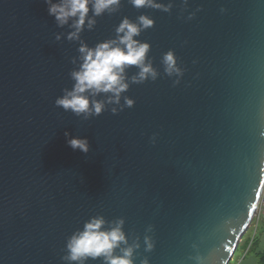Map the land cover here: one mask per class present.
Instances as JSON below:
<instances>
[{
	"label": "water",
	"instance_id": "water-1",
	"mask_svg": "<svg viewBox=\"0 0 264 264\" xmlns=\"http://www.w3.org/2000/svg\"><path fill=\"white\" fill-rule=\"evenodd\" d=\"M157 2L171 8L120 0L80 33L94 47L116 38L122 18L148 16L153 26L133 39L150 45L158 73L135 84L129 66L120 103L133 107L85 120L54 105L74 83L80 41L55 40L71 29L43 0H0V264H77L62 259L65 245L95 216L105 229L123 219L128 245L139 243L133 264L232 259L264 190V0ZM169 50L180 77L164 72ZM65 131L89 152L71 149Z\"/></svg>",
	"mask_w": 264,
	"mask_h": 264
},
{
	"label": "clouds",
	"instance_id": "clouds-1",
	"mask_svg": "<svg viewBox=\"0 0 264 264\" xmlns=\"http://www.w3.org/2000/svg\"><path fill=\"white\" fill-rule=\"evenodd\" d=\"M135 8L150 7L162 11H168L171 4H162L157 0H129ZM47 13L54 18L57 27L67 25L71 31L67 34L55 33L56 41L64 38L70 41L79 40L77 51L79 55V68L70 73L74 81L71 89H62V95L58 96L54 105L64 111H70L77 117L88 120L97 117L105 110L113 115L124 108L133 107L135 101L124 96L121 104V94L127 92L129 83L126 79V69L135 66L138 73L131 77V83L141 84L146 80H155L158 73L152 67L151 62H146L150 45L147 42L134 40L142 29L153 26L154 21L148 16L141 15L136 22L127 17L121 19L115 28L116 38L98 42L94 47H89L80 40V33L87 27L91 30L96 24L94 17L100 16L106 11L112 12L120 4V0H43ZM91 10L92 16L88 13ZM191 19V15L189 16ZM87 21V24H85ZM75 62V59L73 60ZM164 72L168 76L182 75V69L177 66L176 56L172 50L164 53L162 57ZM179 80L173 81V85ZM103 94V99H97ZM107 105H115L107 109ZM67 145L81 153L89 152V141L86 137L71 136L67 131L64 133ZM154 143V137L152 139ZM105 220L101 216L91 217L83 227V230L74 233L67 241L65 247L67 255L62 259L77 264H84L87 259L103 258V264H133L132 256L138 242L128 245L126 236L122 231L123 219L114 222V226L103 228ZM151 229L149 228L148 231ZM125 247H120L121 245ZM145 251L153 248L150 236L144 237ZM119 249V254H115ZM260 255L250 254L252 264H264V242L258 249ZM199 259V258H198ZM141 264H148L144 259ZM235 264V260L231 262Z\"/></svg>",
	"mask_w": 264,
	"mask_h": 264
},
{
	"label": "rangeland",
	"instance_id": "rangeland-1",
	"mask_svg": "<svg viewBox=\"0 0 264 264\" xmlns=\"http://www.w3.org/2000/svg\"><path fill=\"white\" fill-rule=\"evenodd\" d=\"M263 206H264V190H263V195H262L261 200H260L259 205H258L257 213L254 216V218L252 219V222L250 223L247 231L242 236V239L239 242L238 247H237L233 257H232V259L230 260V262L228 264H231L233 259L235 260V264H239L240 262H242L241 264H248L249 263V260H250V257H251L250 254H253V253L252 252H248L247 254H245L244 256L247 255L246 259H248V260H245L244 256H242V252H243V248L244 249L248 248V244L250 243L249 241L253 238L254 235H256V233H258V229L261 226V224H260V226H258V224L256 225L255 223L260 218V213H261V210H262ZM251 235H253V236L249 237ZM246 239L248 240L247 242H249L248 244L245 243Z\"/></svg>",
	"mask_w": 264,
	"mask_h": 264
},
{
	"label": "crops",
	"instance_id": "crops-1",
	"mask_svg": "<svg viewBox=\"0 0 264 264\" xmlns=\"http://www.w3.org/2000/svg\"><path fill=\"white\" fill-rule=\"evenodd\" d=\"M256 225L258 224V226H261L259 227L258 229V233H256V235H251L249 237H252L253 238L247 243V238L245 243L248 244V248L247 249H244L243 248V252H242V256H244L245 254H247L248 252H252V253H255L256 255H259L260 252L258 251V249L260 248L262 242H264V206L261 210V213H260V218L258 219V221L255 223ZM252 243V244H251ZM254 243V245H253ZM247 255L244 256V259L245 260H248L246 259ZM242 262H240L239 264H241ZM248 264H252V257H250V260H249V263Z\"/></svg>",
	"mask_w": 264,
	"mask_h": 264
},
{
	"label": "trees",
	"instance_id": "trees-1",
	"mask_svg": "<svg viewBox=\"0 0 264 264\" xmlns=\"http://www.w3.org/2000/svg\"><path fill=\"white\" fill-rule=\"evenodd\" d=\"M248 243V242H247ZM252 244V243H251ZM253 245H254V243H253ZM260 255V254H259Z\"/></svg>",
	"mask_w": 264,
	"mask_h": 264
}]
</instances>
